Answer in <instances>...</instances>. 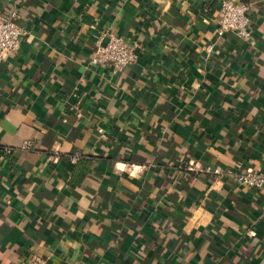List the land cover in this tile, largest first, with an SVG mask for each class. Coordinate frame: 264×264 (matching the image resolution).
<instances>
[{"label":"crops","instance_id":"0c3cea01","mask_svg":"<svg viewBox=\"0 0 264 264\" xmlns=\"http://www.w3.org/2000/svg\"><path fill=\"white\" fill-rule=\"evenodd\" d=\"M235 1L246 40L221 0H0L29 32L0 63V264H264V189L189 169L264 167V0ZM105 34L139 46L121 74Z\"/></svg>","mask_w":264,"mask_h":264},{"label":"built area","instance_id":"2783aa9c","mask_svg":"<svg viewBox=\"0 0 264 264\" xmlns=\"http://www.w3.org/2000/svg\"><path fill=\"white\" fill-rule=\"evenodd\" d=\"M251 5L235 0H221L218 10L217 36L224 37L229 33L236 34L241 39H249L251 37ZM18 13L14 10L8 16L0 13V63L15 56L21 49V44L29 32L25 27L18 24ZM107 42L98 44L97 50L91 60V64L95 66L109 65L113 74H121L124 70L136 63L139 58V46L136 43H129L122 37L114 34H105ZM208 52L213 50V45L207 48ZM104 138V136L102 135ZM32 141L24 142L22 150L29 152L34 149ZM5 155H11L13 149L6 148ZM80 155L75 154L73 161L79 160ZM192 171H197L208 175L213 179L211 189L217 190L225 181L234 182L237 185L245 186L253 189H264V167L260 170H235L223 169L221 167H213L210 165L204 167H190ZM34 260V256H32Z\"/></svg>","mask_w":264,"mask_h":264},{"label":"trees","instance_id":"16d2710c","mask_svg":"<svg viewBox=\"0 0 264 264\" xmlns=\"http://www.w3.org/2000/svg\"><path fill=\"white\" fill-rule=\"evenodd\" d=\"M253 11L252 7L250 9V15L252 14L251 12ZM10 11H8L9 13ZM251 19V18H250ZM92 56H89V59H91ZM9 148V147H6ZM5 147L2 149H6ZM13 149V148H10ZM93 164H92V158H79V160L76 163V168L71 176V185L72 186H79L83 183V181L87 178L89 171L91 170Z\"/></svg>","mask_w":264,"mask_h":264}]
</instances>
